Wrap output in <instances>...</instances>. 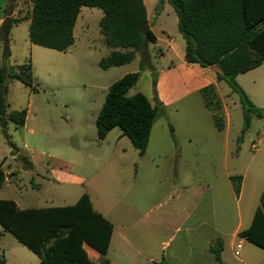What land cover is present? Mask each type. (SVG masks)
<instances>
[{"label":"rangeland","instance_id":"374dc122","mask_svg":"<svg viewBox=\"0 0 264 264\" xmlns=\"http://www.w3.org/2000/svg\"><path fill=\"white\" fill-rule=\"evenodd\" d=\"M0 2L4 15L8 1ZM145 3L152 30L159 41L149 42L148 50L137 52L136 58L129 64L107 70L100 67V61L110 55L111 49L103 41L99 26L103 11L97 8H81L75 30L76 42L67 52L34 45V89L17 80L6 82L7 112L27 110L26 128L8 122L9 129L2 127L0 131V157L6 168L29 167L27 155L44 153L54 157L50 160L56 161L58 166L69 169L70 165L73 175L86 179L84 188L87 187L90 192L96 210L108 215L116 211L119 202L135 200L141 204L138 183L134 195L132 191L134 167H131V158L118 150L124 146V143H118V135L122 131L113 129L103 142L98 139L95 124L108 88L126 74L134 72H141L142 78L129 91V96L139 91L156 104L157 94L166 92L173 102L167 107V113L159 116L154 136H169L171 124L182 142L188 138L203 137L204 142L198 144L197 155L186 158L189 164L202 166L208 173L222 166L224 133L216 129L211 115L214 111L206 109L201 91L196 92L195 87L199 84L184 76V70L174 55L173 47L179 52L185 51L176 13L168 0H145ZM32 6L33 0H18L15 17L28 19ZM29 29L28 20L12 29L8 37L11 65L23 63L24 50L30 46ZM4 50L5 42L0 39V66L5 63ZM173 61L176 63L173 64ZM256 72L262 77L256 79L255 90L249 91L253 97L255 91L262 99L255 97L256 101L264 103V66ZM247 85L244 83L246 88ZM217 94L222 101L224 122L227 120L226 113L230 121L227 165L234 175L245 178V192L241 199L244 210L248 202L255 200V194L264 191V118L254 117L250 127L245 128L240 96L225 82L220 83ZM124 140L130 142L127 138ZM187 149H192L190 143ZM151 150L154 148L151 147ZM19 154L24 156L22 160L18 158ZM12 155H16L14 160ZM18 175L20 185L1 187L0 198L19 199L28 195L41 202L55 199L54 203L58 204L61 195L76 190L63 183L44 181L37 175L31 177L23 172ZM33 184L41 186L40 192L32 190ZM3 235L0 239L4 246H24L11 233L4 231ZM31 254L36 258L34 253ZM241 257L246 264H261L264 262V250L254 245L251 249L246 246ZM226 259L240 264L229 250L226 251Z\"/></svg>","mask_w":264,"mask_h":264},{"label":"trees","instance_id":"16d2710c","mask_svg":"<svg viewBox=\"0 0 264 264\" xmlns=\"http://www.w3.org/2000/svg\"><path fill=\"white\" fill-rule=\"evenodd\" d=\"M5 21L0 39L5 42L4 65L0 66V126L8 122L24 126L27 111L7 112L8 80H18L34 89L35 78L30 62L8 66V37L14 25L29 20L32 44L58 52H66L75 43L74 30L82 7L103 11L99 21L103 41L111 49L99 65L107 70L131 63L139 51L157 37L149 28L144 0H33L30 17L13 15L18 0H7ZM162 1V0H160ZM178 18V31L185 40V62L201 69H216L217 82H225L240 96L244 126L250 127L254 117L264 118V108L250 100L236 78L264 64V0H168ZM140 72L129 73L113 83L105 96L95 124L99 140L115 128L122 131L143 156L162 104H153L141 93L129 96L138 83ZM205 106L213 112L219 131L225 128L222 101L214 84L201 90ZM175 141L174 131L170 126ZM237 196L242 175L231 176ZM0 167V188L5 184ZM0 225L21 244L37 255L41 264H92L84 249L88 245L101 255L109 249L113 225L94 211L89 195L84 194L75 205L43 209H19L12 200H0ZM249 242L264 250V193L251 227L242 233ZM222 243L210 250L222 264ZM0 264H7L0 254ZM106 264H108L106 262ZM164 264V263H161Z\"/></svg>","mask_w":264,"mask_h":264},{"label":"crops","instance_id":"0c3cea01","mask_svg":"<svg viewBox=\"0 0 264 264\" xmlns=\"http://www.w3.org/2000/svg\"><path fill=\"white\" fill-rule=\"evenodd\" d=\"M17 14L18 12L15 10L12 16L15 17ZM5 18L0 2V29ZM148 21L149 28L152 30L149 17ZM18 24L14 25L12 29ZM76 28L77 23L75 30ZM157 41H159L158 37ZM34 49L36 48H34V44L30 41V46L24 50L23 63L11 65L9 59L7 62L8 66L16 67L30 62L34 70L32 57ZM144 50H148V45ZM173 51L178 65L184 70V76L199 84L195 87L196 92H200L211 84L216 86L217 91L219 90L221 82H217L215 79L216 69L204 70L198 66L188 65L185 62V51L184 53L179 52L176 47H173ZM162 55L163 53L161 52ZM11 56L12 53L10 51ZM174 63L176 62L173 61ZM263 66L264 64L240 74L236 78L254 105L261 108H264V103H259L256 101V98L262 99L255 91L254 96L256 98L251 96L249 90H255L256 79L262 77L256 70ZM158 75V73L155 74L156 77ZM141 78L142 73L140 72L138 83ZM243 82L248 84V89L244 86ZM157 98L158 102L162 104L163 109V112L159 116H163L164 113H167V107L173 105V102L169 99L166 92H160L157 94ZM203 103L205 105L204 100ZM206 109L208 108L206 107ZM211 115L213 118L212 113ZM226 115L227 120L224 130H218L220 133H224L225 139L223 164L211 173H208L202 166L189 164L186 159L189 155H197L198 144H202L204 138H188L182 142L171 124L170 126H172L175 132V141L171 133L169 136L165 134L162 136L160 134V138H158V135L155 134L154 136V133L159 117L153 125L149 144L143 156L139 155L138 150L130 140V142L124 140L127 137L122 134L118 135V143H124V146L119 147L118 150L130 156L131 167H134V173L131 176L133 180L132 191L134 195L136 192L135 187L138 183L141 204H137L135 200L130 203L119 202L116 211L108 215L96 210L90 192L86 189L87 187L84 188L86 179L73 175L70 165L69 169L58 166L56 161L50 160V158L54 159V157L50 155L45 156L44 153L37 156L34 153L27 155L30 166H25L23 169H14L11 166L6 168L4 160L1 161L2 157H0V167L4 172L6 180L2 187L13 185L18 187L21 183L18 173L23 172L31 177L33 175L42 177L44 181L51 180L56 184L59 182L64 185H70L73 190L76 189L75 192L61 195L58 198L61 200L58 204L54 203L55 199H51L49 202H41L28 195H22L19 199L4 197L0 198V200H12L17 204L19 209L26 210L72 206L84 194L89 195L94 211L101 214L113 225L109 249L105 255H101L90 246L84 245V249L88 253L92 264H106V262L108 264H219L210 250L211 246H215L219 241L222 243L220 253L222 264H234L226 259L227 250L231 252L240 264H246L241 257L242 253L246 246L251 249L254 244L243 237L242 233L251 227L253 217L260 205V199L264 191L255 194V200L248 202L244 210L241 208V199L245 192V178L243 177L241 191L237 196L233 182L231 181V176L235 175L227 165L230 121L228 120L227 113ZM4 127L8 130L9 124L7 123ZM23 127L26 128V123ZM1 129L2 127L0 126V131ZM111 132L101 141H106ZM188 143L191 144L192 149H187ZM151 147L154 150H151ZM15 157L16 155L11 156L13 160ZM18 158L22 160L24 156L19 154ZM81 186L83 188L80 189L79 187ZM31 187L32 190L40 192L41 186L33 184ZM68 199L70 200L67 201ZM4 231L0 225V236L4 237ZM16 241L18 240L16 239ZM18 243L20 242L18 241ZM238 244L241 245V249L240 257L237 258L235 256V249ZM20 245L23 244L20 243ZM23 247L26 246H19L17 244H11L9 247L4 246L0 239V254L5 257L7 264H41L37 255L35 258L31 254L33 252L28 248V250H25L26 248ZM261 264H264V262Z\"/></svg>","mask_w":264,"mask_h":264},{"label":"built area","instance_id":"2783aa9c","mask_svg":"<svg viewBox=\"0 0 264 264\" xmlns=\"http://www.w3.org/2000/svg\"><path fill=\"white\" fill-rule=\"evenodd\" d=\"M240 249H241V245L238 244V245L236 246V249H235V256H236L237 258L240 257Z\"/></svg>","mask_w":264,"mask_h":264}]
</instances>
